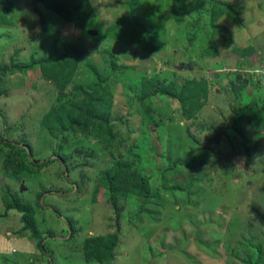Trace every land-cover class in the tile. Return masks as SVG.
I'll use <instances>...</instances> for the list:
<instances>
[{
	"label": "rangeland",
	"instance_id": "obj_1",
	"mask_svg": "<svg viewBox=\"0 0 264 264\" xmlns=\"http://www.w3.org/2000/svg\"><path fill=\"white\" fill-rule=\"evenodd\" d=\"M222 1L233 7L240 25L223 16L231 38L217 36L219 50L212 57L201 56L211 43L209 0H179L185 8L170 0H90L92 14L80 31L32 0H0V72L27 63L33 52L44 55L61 38L83 50L70 82L72 96L84 99L79 90L107 75L110 82L101 86L112 95V141L97 145L89 134L41 128L56 92L37 70L0 74V90L7 91L0 96V140L16 143H0V149H30L32 159L23 165L34 169L24 176L18 162L5 164L0 153V264H97L85 262L84 239L117 231L114 259L105 264H264V120L245 126L246 138L257 142L247 156L243 140L227 129L241 89L226 77L234 70L254 74L258 88L243 92L242 100L264 108V0ZM130 7L158 32L163 46L157 53L149 55L133 41L129 23L127 34L112 39ZM234 48L249 50L248 56ZM143 72L179 84L206 77L207 99L198 116L180 122L176 102L164 96L139 101ZM190 136L199 144L215 140L200 150ZM192 150L196 157H187L186 167L172 166ZM112 153L132 160L152 193L160 192L158 208L146 204L140 213L135 198L119 200L117 207L108 203L97 183ZM60 155L72 157L67 169ZM53 156L50 165L34 168V159ZM11 196L32 208L38 239L17 211L4 214L3 199Z\"/></svg>",
	"mask_w": 264,
	"mask_h": 264
},
{
	"label": "trees",
	"instance_id": "obj_2",
	"mask_svg": "<svg viewBox=\"0 0 264 264\" xmlns=\"http://www.w3.org/2000/svg\"><path fill=\"white\" fill-rule=\"evenodd\" d=\"M32 1L35 6H41L47 11L59 16L67 23H70L76 31H80L81 28H83L88 17L90 18L92 14L90 9L93 6H91L90 0ZM80 1L83 2L84 5H81L79 3ZM170 2L175 7L181 6V8H185V4H180L179 0H170ZM155 6L158 5L155 4ZM130 8L131 9H128L124 16L118 19V34L114 32L112 39L116 41L120 39L122 35L127 34L128 31L126 30V25L129 23L133 26L131 32L134 33L133 35H130L133 41L139 43L147 54L152 55L157 53L163 46L158 32L140 16L136 9H133V7ZM156 8L159 9V7ZM206 10L208 14V26L212 30L211 43L201 52V56L215 57L219 50L217 36L220 37L222 41L231 38L230 33L226 28L225 21L223 20V16L226 15L234 18L239 25L240 23L238 21V15L234 14L233 7L222 0H209V5ZM203 13L205 12L203 11ZM248 51L249 50H239L238 48H234V52H238L241 56H248ZM82 54L83 50L79 46H75L71 42L61 38H56L51 42L50 47L44 55L38 56L33 52L29 55L27 63L13 65L7 70H2L0 74L6 76L15 72L23 73L37 70L39 80L50 82L56 92L55 103H53L42 114V120L40 122L41 128L48 131L58 130L62 133L64 131L70 133L82 132L83 134L93 136L91 140L92 143H96L97 145L102 143L108 144L112 141L109 130L112 121V95L107 91H104L106 89H103L101 85L110 82V75L104 76V78L98 80V83L96 84H93V82L86 85L85 88L80 89L79 95H85L82 100H78L77 97L75 98L72 96L74 93L69 88L72 76L81 60ZM181 66L183 68H188L185 63H182ZM107 67L109 69L111 64H107ZM125 69L129 70L130 68ZM119 72L120 75L123 74L125 72L124 67H121ZM94 74L95 73H93V75ZM216 75L218 74H214L213 77ZM227 75V79H229L230 76L228 84L233 88L235 87L234 84H237L241 89L235 97L238 104L233 112L231 123L227 125V129L234 133L236 132L237 136L239 135L243 140L245 153L249 156V153L256 149L257 142L249 141L246 138L247 128L245 126L252 128L251 126L255 125L254 123H250L249 120H255L257 124H260L264 120V108L255 104L254 101H250L251 103L249 104L245 103L244 100H242V96L245 95L243 92H247L249 88L257 89L258 84L255 86L253 85V81L251 80L253 76L248 78L236 70ZM139 78H137L140 80L139 101L143 102L144 100H148L155 96H164L171 101H175L180 122H188L196 118L199 111L206 103L207 87H209V81L206 77L202 76L198 79H185L181 84L177 83L173 78L165 81L156 75H146L145 72H143V74L141 73ZM5 94H7L6 89L0 90V96H6ZM65 125H67L66 128H64ZM190 139L199 146L200 150H206L207 145L215 140L214 138L212 140L210 139V142L205 141L203 144H199L198 140L192 136H190ZM0 143H2L3 146H16V143H11L9 141L4 142L3 140H0ZM0 153H2L1 155H3L5 159L7 158L5 164L6 162H8V164L14 162L13 165H15L18 162L16 165L18 167L16 169L24 168L26 171H22L24 176L25 174L28 175V173L33 172L34 169L25 167V165L29 164L28 160L32 159V152L30 149L25 150L22 148V150L17 151L16 153H14L13 150L3 152L0 149ZM194 153L193 150L189 153L187 152L185 157L181 160L176 157V159H173L172 166H183L187 161V157L189 158L191 155H194ZM110 155L113 158V162L109 163L108 170L101 172L97 183V186L105 189L108 203L113 207H117V201L135 198L137 199V203H139L140 199V204L138 206L140 213L144 212L146 204L150 205L153 209L156 207L158 208L159 205H157V202L162 200L160 192L154 190L152 193L147 179L140 174V171L134 166L132 160L123 158L122 154L114 155L112 153ZM54 157L55 156L43 161L34 159L33 161H35L36 165L34 168L37 170L50 165V162L57 159ZM194 157H196V155H194ZM58 158L64 169H67V164L71 162L70 158L72 157L67 160L62 156ZM184 166L186 167V164ZM173 167L170 168L173 170ZM3 202L5 206L4 214L7 215L11 210L17 211L21 215L20 221L24 223L23 227L29 230L34 238L38 239L39 232L36 228L32 208L19 202L13 196L6 197L3 199ZM148 214L150 215L149 212ZM69 226H71V224H69ZM119 234V231H117L113 234H95L87 236L82 244V253L85 262L97 264L111 263L114 259V250L118 244Z\"/></svg>",
	"mask_w": 264,
	"mask_h": 264
},
{
	"label": "clouds",
	"instance_id": "obj_3",
	"mask_svg": "<svg viewBox=\"0 0 264 264\" xmlns=\"http://www.w3.org/2000/svg\"><path fill=\"white\" fill-rule=\"evenodd\" d=\"M69 24H70V23H69ZM234 72H235V70H234ZM252 75H254V74H251V76H252Z\"/></svg>",
	"mask_w": 264,
	"mask_h": 264
}]
</instances>
